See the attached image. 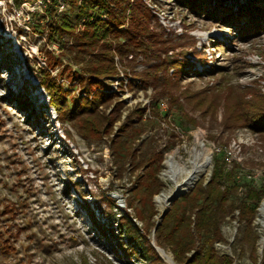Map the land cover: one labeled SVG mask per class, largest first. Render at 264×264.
I'll return each instance as SVG.
<instances>
[{
	"label": "rangeland",
	"instance_id": "obj_1",
	"mask_svg": "<svg viewBox=\"0 0 264 264\" xmlns=\"http://www.w3.org/2000/svg\"><path fill=\"white\" fill-rule=\"evenodd\" d=\"M141 1L155 17L151 25L162 26L172 41L168 57L176 70L169 75L175 77V93L166 96L133 76L151 64L144 54L129 56L122 66L118 56L105 53L119 75L91 78L92 68L105 59L93 66L90 55L102 56L103 43L87 50L72 46L83 27L72 33L60 28L63 19L74 21L81 0H67L61 11L56 4L53 14L47 12L52 0L20 5L0 0V264H205L207 256L195 252L178 262L169 242L157 244L162 214L200 180L211 178L213 155L221 150L241 164L240 184L249 182L255 191L264 187V133L226 127L242 104L245 112L247 104L260 107L264 101V0L221 6L200 0L197 7L181 0ZM251 1L254 13L246 8L237 14ZM175 100L187 119L182 125L168 111ZM162 101L159 111L169 114L170 124L152 120ZM141 113V124L133 126ZM141 127L147 132L137 137ZM173 130L175 143L169 141ZM200 144L203 171L180 187ZM138 149L147 159L162 153L159 177L165 188L158 194L145 191L144 165L130 159ZM170 159L182 166L176 183L167 177ZM263 201L264 196L253 222L257 249L240 243L236 212L222 226L223 241L213 252L206 250L208 257L215 254L220 264H263ZM126 220L134 224L139 244ZM143 250L161 263L146 261L139 255Z\"/></svg>",
	"mask_w": 264,
	"mask_h": 264
},
{
	"label": "trees",
	"instance_id": "obj_2",
	"mask_svg": "<svg viewBox=\"0 0 264 264\" xmlns=\"http://www.w3.org/2000/svg\"><path fill=\"white\" fill-rule=\"evenodd\" d=\"M52 1L54 5L47 10V12L51 14L57 13V0ZM81 1L83 4L77 7L74 21L71 20V18H65L63 22H61L62 25L60 28L65 32L72 33L75 27H83V32L74 40L75 43H73L72 46L82 47L84 50H87L89 47H96L99 43H103L99 47L101 54H103L102 56H99L97 52H92L90 55L93 59V66L95 63L101 64V62L98 61L99 58L104 57L105 59L104 63L99 65V68H92L95 72L92 73L94 77L91 78L101 79L119 75L113 60L106 58L104 56L105 53H112L118 56L122 66L123 60L127 59L129 56H132L131 60H133V58L140 54H144L151 64H149L148 69L141 74L133 71V76L139 78L142 84L150 85L154 87L156 91L159 90V94H162V96L175 93L171 84L175 81V77L172 75L176 70V66L174 65L175 62L168 57V54L171 52L170 44L172 41L165 38L167 33L162 26L155 29V27L151 25L155 17L152 15L151 10L147 8L141 0L134 1L133 5H130L129 0ZM184 1L190 2L194 7H197L200 3V0H181V2ZM216 1H219L218 3L221 6L223 3L230 0ZM15 2L20 5L22 2H28V0H15ZM114 4H117V6H114ZM253 7L254 3L251 1L244 6H240V10L237 14L243 13L246 8L254 13L255 10H253ZM91 18H95V22H90ZM80 22L82 25H78ZM125 23H127V26H125ZM171 70H173V73L170 76L169 73ZM159 75H161V77H159ZM84 85L85 87L87 86L88 89L91 84L86 82ZM100 97V105H104L103 100L105 98L103 96ZM262 100H264V98ZM176 101L177 100L174 102L172 101L175 103V106L169 108L168 111L170 112L172 110L174 112V121L176 122V120H178L181 122H179V124L182 125L184 122L187 123V119L183 114L179 115ZM153 102L154 100L152 104ZM261 103L263 104H260V107L257 102L250 105L247 104V106H245V112L243 110L244 105L242 104L240 112L234 118L230 117L226 120L227 129L246 127L256 133H264V101H261ZM161 104H163V101L162 103H158L156 110L154 109L157 114L152 120L168 119L169 121V114L162 115L159 111L158 106ZM240 104L241 103L238 105ZM143 114L144 113H141L137 123H133V126L137 127L138 123L141 124ZM168 124H170V121ZM145 132H147L146 128L141 127L137 137H141V134ZM177 138L178 136L173 130L170 133L169 141L175 143ZM226 147H228V145L224 148ZM129 156L132 161L135 159L134 162H137L136 164L144 165L142 176L145 180V176L148 175L146 182L149 183V187L145 191L149 195L155 192L157 194L160 193L165 188V184L161 182L159 177V173L163 169L162 153L153 152L154 159H147L144 152L140 153L138 149L132 151ZM212 164L213 170L211 178L206 183L200 180L189 192L177 197L172 202L169 210L161 218V223L157 225V244L160 247H165L164 242H169L171 247L175 248L174 254L178 262L179 260L182 262V255L195 252V254L200 255L202 258H206L207 256L205 264H220L215 261V254H211L208 257L206 250L213 252L215 250L214 244L223 241L222 226L229 217H234L236 212L239 213L238 236H241L240 243L247 244L251 252L257 249V243L260 237L253 226V222L256 216L258 203L264 196V187H262L260 191H255V188L249 182L240 184L238 173L241 170V164L235 160H229L223 150L213 155ZM149 171H151L152 174H150ZM142 179L143 178H141V180ZM241 189H243V191L240 192ZM125 224L127 230H132L137 238L134 243L139 244L140 239L132 221L126 220ZM128 233V235L132 237V232ZM150 251L156 255L154 248L151 247ZM148 252V250H143V252H139V255L150 262L159 259H153L152 256L149 257ZM159 261L161 263L160 259ZM262 263L264 264V250ZM222 264L230 263L223 262Z\"/></svg>",
	"mask_w": 264,
	"mask_h": 264
},
{
	"label": "bare ground",
	"instance_id": "obj_3",
	"mask_svg": "<svg viewBox=\"0 0 264 264\" xmlns=\"http://www.w3.org/2000/svg\"><path fill=\"white\" fill-rule=\"evenodd\" d=\"M200 146L202 147L201 144H200ZM202 157H203V147H202V149H195V152H194V158L195 159L193 161V167L191 170L184 171V176L181 179L182 183L180 184L181 185L180 187L189 186L194 181H196L199 174L203 171V168H204V165L200 164V162H201L200 159ZM166 164H167V168H168L167 177L169 178L170 181H172L173 183H176V180H178V178L180 177V172L182 171V166H180L179 164L178 165L174 164L172 159L167 160ZM163 199L168 200V196L163 195ZM259 215H260V223H261L262 227L264 228V201L262 202V205L260 207V214Z\"/></svg>",
	"mask_w": 264,
	"mask_h": 264
},
{
	"label": "built area",
	"instance_id": "obj_4",
	"mask_svg": "<svg viewBox=\"0 0 264 264\" xmlns=\"http://www.w3.org/2000/svg\"><path fill=\"white\" fill-rule=\"evenodd\" d=\"M66 2L67 0H57V8L59 11H61L64 8Z\"/></svg>",
	"mask_w": 264,
	"mask_h": 264
},
{
	"label": "water",
	"instance_id": "obj_5",
	"mask_svg": "<svg viewBox=\"0 0 264 264\" xmlns=\"http://www.w3.org/2000/svg\"><path fill=\"white\" fill-rule=\"evenodd\" d=\"M164 214H165V213H163L161 217H163V216H164Z\"/></svg>",
	"mask_w": 264,
	"mask_h": 264
}]
</instances>
